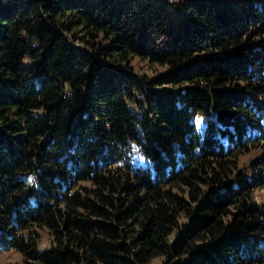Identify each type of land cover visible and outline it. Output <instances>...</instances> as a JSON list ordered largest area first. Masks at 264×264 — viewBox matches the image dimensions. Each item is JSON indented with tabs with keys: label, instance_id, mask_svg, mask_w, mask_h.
<instances>
[{
	"label": "trees",
	"instance_id": "16d2710c",
	"mask_svg": "<svg viewBox=\"0 0 264 264\" xmlns=\"http://www.w3.org/2000/svg\"><path fill=\"white\" fill-rule=\"evenodd\" d=\"M259 149L264 0H0L16 264H264Z\"/></svg>",
	"mask_w": 264,
	"mask_h": 264
},
{
	"label": "rangeland",
	"instance_id": "374dc122",
	"mask_svg": "<svg viewBox=\"0 0 264 264\" xmlns=\"http://www.w3.org/2000/svg\"><path fill=\"white\" fill-rule=\"evenodd\" d=\"M169 2H173V3H179L181 2L182 0H168ZM139 66V73H137V75L139 74H151V72H148L146 70V68L144 67L143 64L141 65H138ZM264 152V149L262 150H258L256 152H254L252 155H250L246 161L247 162H250L253 158L257 157L260 153ZM20 262V257L19 255L13 251L12 249H8V250H5L3 251L1 254H0V264H16V263H19ZM162 262V258L161 257H156L154 258L153 260H151L150 264H161Z\"/></svg>",
	"mask_w": 264,
	"mask_h": 264
}]
</instances>
